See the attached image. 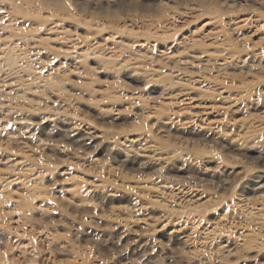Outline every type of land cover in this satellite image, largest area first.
<instances>
[{
    "label": "rangeland",
    "instance_id": "obj_1",
    "mask_svg": "<svg viewBox=\"0 0 264 264\" xmlns=\"http://www.w3.org/2000/svg\"><path fill=\"white\" fill-rule=\"evenodd\" d=\"M0 264H264V0H0Z\"/></svg>",
    "mask_w": 264,
    "mask_h": 264
},
{
    "label": "bare ground",
    "instance_id": "obj_2",
    "mask_svg": "<svg viewBox=\"0 0 264 264\" xmlns=\"http://www.w3.org/2000/svg\"><path fill=\"white\" fill-rule=\"evenodd\" d=\"M220 65H223V64H220ZM151 148V147H150ZM126 150V149H125ZM126 151H128V150H126ZM130 152V151H129ZM160 155H162L163 156V154H160ZM153 186H154V184H152L151 186H145V187H142L140 190H139V192L142 194V195H145V193H150V192H152V191H154V189H153ZM181 197V196H180ZM191 198L189 199L188 198V201H190V202H194V203H197L198 201H200L202 198H203V196H202V194H200L197 190H196V193H194L193 194V196H190ZM186 198V197H185ZM192 202V203H193ZM240 202H242V201H240ZM241 205V204H240ZM240 241L241 242H238L237 243V245L238 246H246V243H247V234H242V239H240ZM241 243V244H240ZM228 247H229V245H228ZM230 251V250H229Z\"/></svg>",
    "mask_w": 264,
    "mask_h": 264
}]
</instances>
